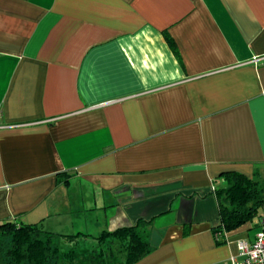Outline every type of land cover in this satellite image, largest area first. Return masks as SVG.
<instances>
[{
    "label": "crops",
    "instance_id": "crops-1",
    "mask_svg": "<svg viewBox=\"0 0 264 264\" xmlns=\"http://www.w3.org/2000/svg\"><path fill=\"white\" fill-rule=\"evenodd\" d=\"M263 163L264 0H0V221L221 264L263 229L219 245L215 181Z\"/></svg>",
    "mask_w": 264,
    "mask_h": 264
},
{
    "label": "trees",
    "instance_id": "trees-1",
    "mask_svg": "<svg viewBox=\"0 0 264 264\" xmlns=\"http://www.w3.org/2000/svg\"><path fill=\"white\" fill-rule=\"evenodd\" d=\"M174 46V42L170 40ZM264 164V163H263ZM215 182L213 191L219 207V222L213 227L217 243H225V235L259 218L264 230V169L258 167L252 177L238 171H225ZM135 224L115 230H104L97 236L57 234L45 230L40 223L0 221V254L3 264H134L154 250L146 226ZM93 239V248L76 249L80 240ZM69 243L70 248L64 249Z\"/></svg>",
    "mask_w": 264,
    "mask_h": 264
},
{
    "label": "built area",
    "instance_id": "built-area-1",
    "mask_svg": "<svg viewBox=\"0 0 264 264\" xmlns=\"http://www.w3.org/2000/svg\"><path fill=\"white\" fill-rule=\"evenodd\" d=\"M221 264H264V230L258 231L252 241H238V253Z\"/></svg>",
    "mask_w": 264,
    "mask_h": 264
},
{
    "label": "rangeland",
    "instance_id": "rangeland-1",
    "mask_svg": "<svg viewBox=\"0 0 264 264\" xmlns=\"http://www.w3.org/2000/svg\"><path fill=\"white\" fill-rule=\"evenodd\" d=\"M79 242H80V244L76 247V249L79 251V253H81L80 250H86V249L91 250L93 248L92 240H80ZM69 248H70V244L66 242V244H64V249H69ZM0 264H3L1 254H0Z\"/></svg>",
    "mask_w": 264,
    "mask_h": 264
}]
</instances>
